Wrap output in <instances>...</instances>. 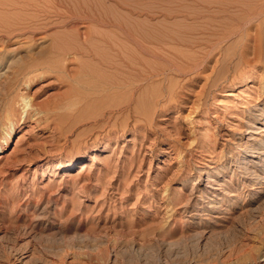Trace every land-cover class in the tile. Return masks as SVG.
I'll return each mask as SVG.
<instances>
[{
    "label": "rangeland",
    "instance_id": "374dc122",
    "mask_svg": "<svg viewBox=\"0 0 264 264\" xmlns=\"http://www.w3.org/2000/svg\"><path fill=\"white\" fill-rule=\"evenodd\" d=\"M13 3L0 264H264V0ZM118 52L161 73L131 104ZM80 158L85 173L52 172Z\"/></svg>",
    "mask_w": 264,
    "mask_h": 264
},
{
    "label": "bare ground",
    "instance_id": "6f19581e",
    "mask_svg": "<svg viewBox=\"0 0 264 264\" xmlns=\"http://www.w3.org/2000/svg\"><path fill=\"white\" fill-rule=\"evenodd\" d=\"M71 1V0H70ZM78 1V0H77ZM12 2H14L13 4H11V5H14L15 4V0H0V6H5V5H8V4H10V3H12ZM73 3V2H72ZM67 4V3H66ZM72 5V4H71ZM35 7V6H34ZM86 7V6H85ZM95 8V7H94ZM78 11V10H77ZM96 11H97V9H96ZM75 12V11H74ZM93 12V11H92ZM78 13V12H77ZM95 16V15H94ZM101 16V15H100ZM96 17V16H95ZM112 17V16H111ZM94 18V17H93ZM107 18V17H106ZM74 19V18H73ZM95 19V18H94ZM115 21V20H114ZM118 22V21H117ZM127 26V25H126ZM129 28V27H128ZM128 30V29H127ZM128 36V34L126 35V37ZM146 36V35H145ZM145 36H141L140 37V39L139 40H136V45H137V48H139V50L141 51V53L142 54H149L150 52H151V50H150V48L145 44L146 42H149V40H148V37L146 38ZM82 37H84V34H83V36ZM127 38H129V36L127 37ZM80 39V38H79ZM86 39V38H85ZM84 41V40H83ZM81 44V43H80ZM110 46L111 47H113V44L112 43H110ZM109 46V47H110ZM244 46V45H243ZM245 47H247L246 45H245ZM245 49H247V48H245ZM62 50V49H61ZM85 51V50H84ZM89 51V50H88ZM93 52V54H94V51H95V53H96V50H92ZM247 52H248V50H247ZM119 54H120V56H119V61L121 62V63H123L124 65H125V67L126 68H128L127 69V72L129 73V74H131L130 76H131V81H130V83L129 84H131V91H132V95H131V99H130V104L132 103V102H134V101H137V99L139 100V98H136V95L137 94H140L141 93V90H142V88H144L143 86H145V81H148L149 79L151 80V78H154L156 75H158V74H160L161 75V73L159 72L160 70H157V69H153L152 68V70H150V69H147L146 68V63H145V61L143 62L142 61V56H141V59H140V57L139 58H134V60L132 61V60H130L129 58H128V56H125V57H123L122 55V53L121 52H118ZM245 53H246V51H245ZM97 55V54H96ZM246 55H248L247 53H246ZM110 57H108V59H109ZM105 63V65H107L108 67H110L109 69H113L112 67H114L115 69H120V67L122 66V64L120 63V62H118V60H115V59H110V60H107V61H104ZM8 65V64H7ZM10 68V67H9ZM70 68V67H69ZM18 70L19 69H16V70H11L12 72H15V71H17V74H18ZM71 72V71H70ZM8 73V72H7ZM6 73V74H7ZM10 73V72H9ZM8 73V74H9ZM129 76V77H130ZM109 78V77H108ZM111 80H112V78H111ZM113 80H114V78H113ZM117 80V79H116ZM118 80H120V81H115V82H112V83H117V84H124V83H126L127 81H128V79L127 78H118ZM130 80V79H129ZM106 81H108L107 79H106ZM132 82H134V83H132ZM103 83V82H102ZM105 84V83H104ZM109 85V84H108ZM112 85V84H111ZM116 87V86H115ZM121 87V86H120ZM118 89V88H117ZM120 89H122V88H120ZM145 90V89H144ZM163 90V89H162ZM143 91V90H142ZM31 99V98H30ZM97 99V98H96ZM96 99H94L95 101H96ZM99 100V99H98ZM7 101V100H6ZM12 101V100H11ZM27 101V100H26ZM127 103V102H126ZM10 104V103H9ZM30 104V103H29ZM134 104V103H133ZM7 105V104H6ZM136 105H137V102H136ZM132 106V105H131ZM6 108H7V110H8V108L10 107V105L7 107V106H5ZM137 107H138V105H137ZM24 108H25V106H24ZM23 109V108H22ZM6 110V111H7ZM42 110V109H41ZM4 111H5V109H4ZM5 111V112H6ZM9 111V110H8ZM25 112H26V116H33L34 114L35 115H38V114H40V108H38V107H34L33 105L32 106H30L29 108H27V110H24ZM23 111V112H24ZM12 112V111H11ZM0 113H1V111H0ZM7 114V113H6ZM5 114V115H6ZM33 114V115H32ZM5 115H4V117H5ZM34 115V116H35ZM37 119H38V117H35L34 118V121L37 123ZM39 121H41V120H39ZM59 121V120H58ZM61 121V120H60ZM34 122V123H35ZM33 125V124H32ZM33 128V127H32ZM14 133H15V129L14 128H12V129H9L8 130V132H7V135L4 137L5 139H6V142H7V144H9V142H11V140L13 139V137H14ZM3 138V139H4ZM1 144V143H0ZM1 146H2V144H1ZM107 146V145H106ZM106 146H105V148H106ZM0 149L2 150V147H0ZM2 151L0 152V159H2V158H4L6 155H2ZM121 153V152H120ZM9 154V153H8ZM106 156V155H105ZM9 157V156H8ZM105 158V157H104ZM9 159V158H8ZM92 159L93 160H99L100 158L98 157V155L97 154H92ZM102 160V159H101ZM104 160V159H103ZM88 162H86V160H83V159H78V160H69L68 162H66V163H64V164H59V165H55V168L56 169H54L52 172H55V173H57V170H61V169H64V178H69V179H73L75 176H74V173H73V171L75 170V167L78 165V164H82L81 166H80V168H81V171L82 170H85V171H82V172H80V175L82 174V173H85L86 172V168L89 166L88 164H87ZM88 170V169H87ZM91 171V170H90ZM87 172H89V171H87ZM77 178V177H76ZM99 179V178H98ZM53 180V179H52ZM74 181H75V179H74ZM73 181V182H74ZM77 181V180H76ZM73 185V184H72ZM214 188H216V187H214ZM124 193V192H123ZM219 197V199L221 198V196H218ZM138 198H139V194H138ZM210 198V197H209ZM212 198V197H211ZM179 206V205H178ZM212 206V205H211ZM221 206V205H220ZM61 209V208H60ZM151 209V208H150ZM204 210V209H203ZM45 212V211H44ZM56 212V211H55ZM154 216H156V215H154ZM159 218V217H158ZM155 220V219H154ZM162 220V219H161ZM2 236H4V235H2ZM1 237V236H0ZM253 254V253H252ZM253 257V255H251V256H248L247 258H248V260L249 259H251V258ZM255 263V262H254Z\"/></svg>",
    "mask_w": 264,
    "mask_h": 264
}]
</instances>
